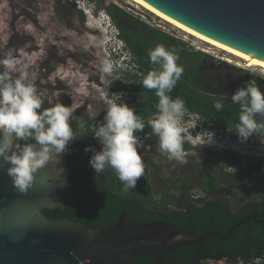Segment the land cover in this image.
I'll return each mask as SVG.
<instances>
[{
    "label": "rangeland",
    "instance_id": "1",
    "mask_svg": "<svg viewBox=\"0 0 264 264\" xmlns=\"http://www.w3.org/2000/svg\"><path fill=\"white\" fill-rule=\"evenodd\" d=\"M80 2L81 8L87 4V0ZM96 4L100 10L109 14L108 7L112 4L125 10L127 16L121 15L117 24L147 40L149 35L140 32L138 21L181 39L209 55L212 58L206 61V68L201 75L218 83L228 84L227 90H237L242 85L240 81L264 79L263 68L247 66L231 54L186 34L132 0H97ZM138 11L143 16L142 20L137 17ZM104 37L99 28L94 26V22L88 20L76 0H0V58L11 50L21 65L28 64V71L37 74L35 86L43 101L42 108H50L58 100L65 106L72 105L74 111L69 121L71 127L74 120L83 123L86 116L96 119L95 127L96 122L105 115V94L119 92L118 81L122 78L127 80L126 71L135 72L131 70L133 57L125 50L123 42L122 57L117 62L114 54L106 52ZM105 57L110 58L115 67L111 76L101 80L98 64ZM16 75L18 73L13 74L14 77ZM81 75H86L87 79H80ZM257 82L264 85V81ZM81 88L84 89L83 93L78 91ZM133 97L124 93L122 99L127 104L134 105ZM193 118H190L192 121L183 118L181 126L185 132L188 127L198 124L196 120L200 118L195 115ZM214 128L217 133L222 134V129ZM139 135L144 136L140 138L142 143L149 133ZM183 136L186 137L184 134ZM186 140L190 141L189 137L184 138ZM260 140H264V137L252 136L247 142L241 143L237 135L229 131L222 138L218 136L214 146L194 147L191 144V148L185 151L187 162L183 164L175 162L171 165L165 160L166 154L161 152L160 156L149 151L142 153L139 150L142 146L138 147V153L144 166L148 167L146 171L153 176L151 183L155 197H161L164 192L177 194L179 191L176 189L182 179L192 183V198L204 196L200 183L206 179V168L213 165L212 170L221 184L212 197L229 202L236 209L249 199H256L250 197V189L254 183L246 179L247 167L255 166L254 175L264 179V144ZM155 141L159 147L158 140ZM100 147L99 144L95 149L99 151ZM228 173L235 175L230 176ZM206 197H209L208 193ZM186 200L187 198L181 197L175 206L180 208Z\"/></svg>",
    "mask_w": 264,
    "mask_h": 264
},
{
    "label": "trees",
    "instance_id": "2",
    "mask_svg": "<svg viewBox=\"0 0 264 264\" xmlns=\"http://www.w3.org/2000/svg\"><path fill=\"white\" fill-rule=\"evenodd\" d=\"M108 10L116 24L121 15L127 16L125 10L114 4L110 5ZM138 22L140 32L149 35L148 40L117 24L120 38L133 57L131 70L135 71L125 70L127 80L123 78L120 80L121 77L120 81L117 80L119 92L127 93L130 97L134 96L132 99L134 105H128L133 107L145 122L157 111L158 97L155 91L144 88L141 80L153 67L148 59V50L157 44H163L166 48L175 49L178 56L177 63L184 68L170 95L173 98L183 99L187 112L198 116L206 126L222 129L225 134L229 130L234 132L238 122L239 106L233 104L230 97L236 90H227L228 84L218 83L201 75L202 70L206 68V61L212 57L181 39L172 37L142 21ZM240 82L243 87L249 81ZM257 84L264 93V85L259 82ZM217 101L224 105L220 111L213 106ZM95 121L96 119L88 116L84 118L83 123H79L78 120L73 121L72 129L77 140L68 145L67 152L62 156L66 165L64 175L76 180L80 195L78 204L64 209H45L43 210L45 215L51 219L67 218L91 228H101L116 225L120 215L124 213L131 221L139 223L163 221L186 229L197 236H203L209 231L225 236L232 227L253 215L250 221L243 222L234 229L228 239L212 234L203 240L202 245L177 248L166 253L164 258L166 264H197L200 259L223 256L233 260L240 256L246 261L255 256L264 258V179L254 175L255 166L247 167L246 179L254 183L250 189V197L261 196L260 200L249 199L236 209H233L229 202L221 199L216 201L207 198L206 195L192 198L193 185L187 179L180 181L177 194L164 192L159 198L154 196L148 174H144L138 180L135 189L126 191L111 169L96 174L89 165L92 153L85 152L84 149L86 146L95 148L99 145L94 138ZM142 133H149L153 139L158 140L150 127L146 126L143 132L134 134ZM183 147L190 149L191 145L184 141ZM261 163L262 161L259 162ZM212 167L213 165H210L206 168V179L200 183L206 193L221 184ZM228 174L235 175V173ZM183 194L186 195L187 200L178 208L175 203ZM136 264L158 263L154 256H145ZM261 264H264V260Z\"/></svg>",
    "mask_w": 264,
    "mask_h": 264
},
{
    "label": "clouds",
    "instance_id": "3",
    "mask_svg": "<svg viewBox=\"0 0 264 264\" xmlns=\"http://www.w3.org/2000/svg\"><path fill=\"white\" fill-rule=\"evenodd\" d=\"M76 1L88 20L94 22V26L105 35V50L108 54H114V60L118 62L122 57V42L125 50L127 49L112 16L100 10L96 0H87L83 8L80 7V0ZM147 55L153 67L143 75L141 84L144 88L155 91L158 97L157 111L145 122L133 107L124 102V93H106L105 115L102 121L96 122L94 132V138L101 145L100 150L89 146L84 149L85 152L92 153L89 165L94 172L99 174L111 169L126 191L135 189L138 180L144 175V163L138 153L140 138L144 136L134 133L143 132L146 126L158 138L159 151L166 154L169 160L181 164L187 162L184 138L189 137L190 141H186L194 147L214 146L217 137L222 138L225 135L223 131L219 134L215 128L206 126L200 119L196 120V126L188 127L185 132L181 126L182 120L184 118L192 121L190 118L194 114L187 112L183 99L170 95L184 72L183 66L177 63L176 51L157 44L148 50ZM28 67L26 63L21 65L11 50L0 58V68L3 69L0 71V158L9 165L6 169L7 175L21 193H26L32 187L39 169L54 160L59 163L67 152L68 145L77 140L69 123L73 106H65L58 100L52 107L42 108L43 101L35 86L37 74L30 73ZM114 67L110 58L100 59L98 70L101 80L111 76ZM14 73L18 75L14 77ZM80 79L86 80L87 76L81 75ZM78 91L83 93L84 89ZM230 99L239 106L238 122L234 131L238 140L245 143L252 136H264V93L256 80L239 87ZM213 106L217 111L224 107L219 101ZM148 140L149 136L146 135L142 144ZM260 141L264 144V140ZM218 258H226L232 263L241 259L252 264H261L264 260L263 258L261 261L257 256L249 261L240 256L235 260L227 256Z\"/></svg>",
    "mask_w": 264,
    "mask_h": 264
},
{
    "label": "water",
    "instance_id": "4",
    "mask_svg": "<svg viewBox=\"0 0 264 264\" xmlns=\"http://www.w3.org/2000/svg\"><path fill=\"white\" fill-rule=\"evenodd\" d=\"M171 18L264 60V0H144ZM0 158V264H136L177 248L202 245L203 236L163 221L139 223L122 213L116 225L91 228L71 219H51L45 209L78 204L76 180L64 175L66 165L49 162L35 174L32 187L19 192Z\"/></svg>",
    "mask_w": 264,
    "mask_h": 264
},
{
    "label": "bare ground",
    "instance_id": "5",
    "mask_svg": "<svg viewBox=\"0 0 264 264\" xmlns=\"http://www.w3.org/2000/svg\"><path fill=\"white\" fill-rule=\"evenodd\" d=\"M133 2L137 3L138 5L142 6L143 8L147 9L148 11H150L151 13H153L154 15H156L157 17L162 18L164 21L172 24L173 26L177 27L178 29L182 30L183 32H185L186 34L193 36L201 41H204L212 46H214L217 49H220L224 52H227L229 54H231L232 56L236 57V59L238 58L239 60H241V62L247 64V66L250 67H260L264 69V60L259 59L255 56H252L250 54L244 53L240 50H237L227 44H224L220 41H217L203 33H200L198 31H196L195 29L171 18L170 16L166 15L165 13L161 12L160 10L156 9L155 7H153L152 5H150L149 3H147L144 0H132Z\"/></svg>",
    "mask_w": 264,
    "mask_h": 264
},
{
    "label": "flooded vegetation",
    "instance_id": "6",
    "mask_svg": "<svg viewBox=\"0 0 264 264\" xmlns=\"http://www.w3.org/2000/svg\"><path fill=\"white\" fill-rule=\"evenodd\" d=\"M252 80H256V81H264V79H258V78H254V79H252ZM249 81H251V80H249ZM150 137H149V140L144 144V145H142V147H141V149H139L140 151H142V153H145V152H147V151H149L150 153H152L153 155H156V156H160V151H159V147H157L156 146V144H157V142L155 141L156 139H153L152 137H151V135H149ZM184 150L186 151L187 149L186 148H184ZM166 161H169L170 163H171V165L172 164H174L175 162H177V161H175V160H169L168 158H166L165 159ZM149 163V162H148ZM145 167V171L148 169V167L147 166H144ZM144 174H148V175H150V179L151 178H153V176L151 175V173L150 172H148V171H146V172H144ZM219 188V187H218ZM218 188H215V189H213V190H211V191H209L208 192V196L209 197H207V198H211L212 197V194L213 193H216L217 191H218ZM173 190H174V188H173ZM176 190H178V189H176ZM205 193V195H206V191H204ZM182 197H186V195L185 194H183L182 195ZM193 197V196H192ZM199 197H201V195L199 196ZM199 197H197V198H199ZM195 198V197H194ZM196 199V198H195ZM211 199H213V200H216V201H218L219 200V198L217 199V197H212ZM252 200V199H251ZM247 202V201H246ZM244 204V203H243ZM242 204V205H243ZM253 218V217H252ZM251 218V219H252ZM250 219V220H251ZM249 220V221H250Z\"/></svg>",
    "mask_w": 264,
    "mask_h": 264
},
{
    "label": "built area",
    "instance_id": "7",
    "mask_svg": "<svg viewBox=\"0 0 264 264\" xmlns=\"http://www.w3.org/2000/svg\"><path fill=\"white\" fill-rule=\"evenodd\" d=\"M137 17L142 20V17L141 14H140V11L137 12ZM100 121H102V119H100ZM143 144L140 142V145L139 147H141ZM261 258V261L263 260V257H260ZM254 260V259H253ZM252 260V261H253ZM238 262H242V264H252V262H248V263H245L243 260L241 259H238L236 262L232 263L231 261H229L228 259L226 258H209V259H200L198 264H238Z\"/></svg>",
    "mask_w": 264,
    "mask_h": 264
},
{
    "label": "crops",
    "instance_id": "8",
    "mask_svg": "<svg viewBox=\"0 0 264 264\" xmlns=\"http://www.w3.org/2000/svg\"><path fill=\"white\" fill-rule=\"evenodd\" d=\"M255 197V196H253ZM261 197V196H260ZM260 197H256L255 201H259L260 200ZM250 198V197H249Z\"/></svg>",
    "mask_w": 264,
    "mask_h": 264
}]
</instances>
